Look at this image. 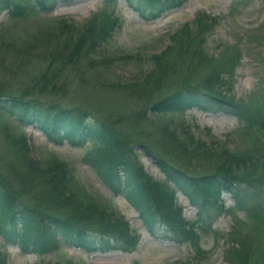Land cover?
<instances>
[{
	"label": "trees",
	"instance_id": "1",
	"mask_svg": "<svg viewBox=\"0 0 264 264\" xmlns=\"http://www.w3.org/2000/svg\"><path fill=\"white\" fill-rule=\"evenodd\" d=\"M34 1L0 0V13L7 11L9 20L16 23L25 18L27 21L33 13L49 11L54 6L52 0ZM144 1L146 7L142 8L134 5L135 0H127L144 16L145 10L149 9L154 17L182 5L186 0ZM246 3L247 0H232V8L237 11ZM216 23L217 18L199 13L193 22L196 28L193 29L190 23L185 24L173 36L176 47L170 46L171 49L156 54L151 74L129 85L137 95L136 99L142 103L137 112L125 117L129 128L133 129L132 133L117 128L108 117L93 116L81 107H63L49 99L63 90L61 80L65 71L71 68L80 75L79 67L85 65L83 61L89 60L96 47L106 42L118 28L119 17L109 10L104 11L101 17L95 15L82 24L58 22L55 31L61 36L55 32V40L40 33L35 39L42 40L41 43L54 42L40 54L45 69L15 92L8 90L6 93L4 87L0 88V116L14 119L21 126H37L54 144L67 142L72 146H84L91 142L97 145L89 155L91 166L115 195L125 194L141 211L144 225L154 236L164 230L161 237L187 241L200 250L198 223L202 222L200 227L208 232L211 223L207 222L205 215H210V208L223 207V193H229L239 207H244L248 199H255L256 211L251 219H256L258 227L264 230V142L261 140L264 131V79L259 81V86L247 99L235 101L234 97L227 95L232 85L230 81L240 65V53L237 49H226L215 55L205 50L203 44L208 30ZM261 30L264 36V27ZM4 33L0 32V71L11 73L13 78L30 63L31 51L36 44L30 42L27 48L17 49L11 42L7 43L8 36ZM12 47H15L13 51ZM9 52L15 56L8 57ZM21 56L22 62L17 61L16 58L21 59ZM187 57L192 59L189 69L203 76L196 82L183 80L174 89L164 92L163 85L185 69L181 62ZM90 62L89 66L86 64L89 71L96 63L94 60ZM194 106L236 115L244 125L241 131L246 139L234 148L221 145L220 149L216 143L209 146L192 136L184 140L168 122H162L158 131L163 133V140L159 142L172 159L184 160L185 163L198 159L214 165L208 173L195 177L165 159L162 152L155 150H159L156 143L140 140L139 145L153 158L167 181L174 185L172 187L166 181L155 180L138 167L132 156L131 141L137 140L138 132L146 128L147 122L154 124L148 116V109L155 114H166L184 112ZM147 136L144 133L143 137L149 140ZM16 139L25 145L24 136ZM24 152L19 148L18 161L15 158L17 162L8 165V170H0V234L6 244L21 243L25 249L33 246L45 251L63 241L89 251L117 248L128 251L137 243L138 236L132 233L128 221L86 193L82 195L71 190L69 170L64 162L57 157L45 163L29 162ZM177 189L198 208L196 222L186 221L175 206ZM255 230L256 226L250 232ZM233 235L232 240L240 247L231 246L227 250V261L230 264H258L248 235L241 232ZM261 243L264 249V242ZM0 264H6V256L1 249Z\"/></svg>",
	"mask_w": 264,
	"mask_h": 264
},
{
	"label": "rangeland",
	"instance_id": "2",
	"mask_svg": "<svg viewBox=\"0 0 264 264\" xmlns=\"http://www.w3.org/2000/svg\"><path fill=\"white\" fill-rule=\"evenodd\" d=\"M52 2L54 6L51 10L37 11L29 16L27 21L25 18L13 23L9 20L7 11L0 13V32H5L8 36L7 43L11 42L17 49L27 48L30 42L36 44L33 47L35 50L31 51L30 63L13 77L14 79L11 73L0 71V88L4 87L6 93L8 90L15 92L29 84L34 76L45 69L39 57L45 48L52 47L54 42L41 43L42 40L35 39L40 33L48 34L55 40L56 33L57 36H61L55 31L58 22L66 21L70 24L73 21L82 24L95 15L101 17L106 10L119 17L118 28L106 42L96 47L89 55V60L83 61L85 65L79 67L80 75H76L71 68L65 71L63 74L65 77L61 80L63 90L59 95L49 98L53 103L63 107H81L89 110L93 116L103 115L115 122L117 128L132 133L133 129L129 128V121L125 117L137 112L142 103L136 99L137 95L129 89V85L151 74L149 72L154 68V56L171 49L170 46L176 47L173 36L187 23L192 24V28L195 29L193 22L201 12L217 18V23L206 35L203 44L205 50L215 55L222 54L226 49H237L240 53V65L237 66L230 81L232 85L230 91L226 92L227 95L234 97L235 101L247 99L259 86V81L264 79L262 0H247V3L237 11L232 8V0H186L182 5L164 11L157 17L152 16L149 9L145 10L144 16L138 9L129 5L127 0H52ZM134 5L146 7L144 0H135ZM14 49L15 47H12L11 50ZM9 56H12L10 52ZM20 58L17 57L16 60L22 62V56ZM187 58L181 62L186 67L180 75H174L163 85L164 92L170 88L174 89L183 80L196 82L203 76L198 71L189 69L192 59ZM90 60L96 63L89 71L86 64L89 66ZM205 71L207 72L206 69ZM185 75L191 77L185 78ZM148 116L153 119L154 124L151 121L147 122L146 128L138 132L137 140L131 141L134 162L147 175L160 182L166 181L172 187L174 185L167 181L153 158L139 145L140 140L156 143L159 150L153 145L154 149L162 152L161 155L165 159L174 166H181L195 177L208 173L214 165H208L202 160L197 161L198 159L191 160V163L172 159L170 154L164 151L162 142H159L163 140V133L158 131L162 122H168L184 140L192 136L209 146L216 143L220 149L221 145L234 148L246 139L244 132L241 131L244 125L232 113H215L195 106L184 112L166 114H155L148 109ZM144 133L148 135L149 140L143 137ZM21 135L25 137L26 144L17 146L18 151L19 148L26 151L25 158L29 162L45 163L52 157L64 162L69 170L71 190L82 195L86 193L123 217L128 221L132 233L138 236V241L128 251L121 248L89 251L63 241L56 247L40 251L33 246L25 249L21 243L6 244L0 234V249L6 256V264H230L225 256L227 250L231 246L240 247V244L232 240L234 232L248 235L257 263L264 264V249L261 246V241L264 242V230L258 227L256 219H251V215L256 211V206L253 205L255 199H248L244 207H239L235 205L229 193H223L221 196L223 207L210 208L212 209L210 215H205L207 222L211 223L208 232L205 233L200 227L202 222L198 223L197 232L200 235L198 250L190 242L161 237L164 230H160L158 236L151 234L144 225L141 211L125 194L115 195L91 166L89 155L97 148V145L91 142L84 146H72L67 142L61 145L54 144L37 126H21L14 119L0 116L1 171L8 170V165L18 161L17 151L13 153L11 149L13 157L8 160L11 157L7 155L9 154L7 146L12 147L16 138ZM261 140L264 142V131ZM120 174L123 175L122 171ZM175 206L181 210L186 221H197L198 208L191 205L189 199L178 189L175 190ZM254 226L257 230L251 233L250 230Z\"/></svg>",
	"mask_w": 264,
	"mask_h": 264
},
{
	"label": "bare ground",
	"instance_id": "3",
	"mask_svg": "<svg viewBox=\"0 0 264 264\" xmlns=\"http://www.w3.org/2000/svg\"><path fill=\"white\" fill-rule=\"evenodd\" d=\"M126 117H128V116H126ZM24 142H25V140H24ZM21 144H22V142L19 139H17V140L14 141V145L15 146L14 145H12V147L11 146H7V149H8L9 154H7V153L6 154L9 155V158L11 157L8 160H11L12 157H13L12 154H11L10 149L13 150V153H15L16 151L18 152V147L17 146H19V145L21 146ZM25 144H26V142H25ZM16 148H17V150H16Z\"/></svg>",
	"mask_w": 264,
	"mask_h": 264
}]
</instances>
